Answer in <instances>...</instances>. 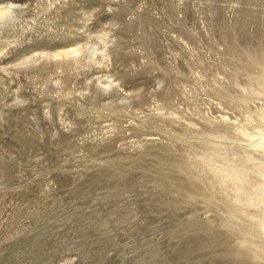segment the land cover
<instances>
[{
  "label": "rangeland",
  "instance_id": "rangeland-1",
  "mask_svg": "<svg viewBox=\"0 0 264 264\" xmlns=\"http://www.w3.org/2000/svg\"><path fill=\"white\" fill-rule=\"evenodd\" d=\"M0 264H264V0H0Z\"/></svg>",
  "mask_w": 264,
  "mask_h": 264
}]
</instances>
